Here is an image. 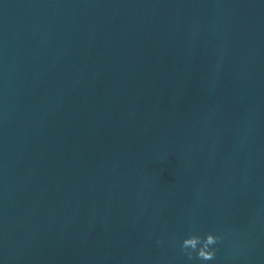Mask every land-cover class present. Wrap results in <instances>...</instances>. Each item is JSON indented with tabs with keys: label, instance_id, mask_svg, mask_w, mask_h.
I'll return each mask as SVG.
<instances>
[{
	"label": "water",
	"instance_id": "water-1",
	"mask_svg": "<svg viewBox=\"0 0 264 264\" xmlns=\"http://www.w3.org/2000/svg\"><path fill=\"white\" fill-rule=\"evenodd\" d=\"M0 264H264V0H0Z\"/></svg>",
	"mask_w": 264,
	"mask_h": 264
},
{
	"label": "clouds",
	"instance_id": "clouds-1",
	"mask_svg": "<svg viewBox=\"0 0 264 264\" xmlns=\"http://www.w3.org/2000/svg\"><path fill=\"white\" fill-rule=\"evenodd\" d=\"M221 239V236L211 233L206 234L204 237L200 235H191L183 240L180 246L181 252L187 257L189 262L194 260L202 262L213 261L216 258L217 251L215 245H217ZM157 243H160V241Z\"/></svg>",
	"mask_w": 264,
	"mask_h": 264
}]
</instances>
